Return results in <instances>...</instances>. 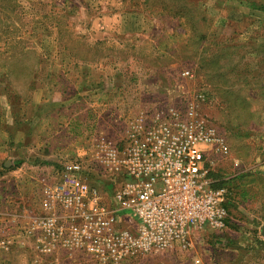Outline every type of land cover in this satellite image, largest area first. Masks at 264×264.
I'll return each mask as SVG.
<instances>
[{
  "label": "rangeland",
  "instance_id": "374dc122",
  "mask_svg": "<svg viewBox=\"0 0 264 264\" xmlns=\"http://www.w3.org/2000/svg\"><path fill=\"white\" fill-rule=\"evenodd\" d=\"M181 2L190 17L179 0L0 2V264H89L37 225L60 213L48 193L63 164L81 160L105 200L120 182L98 143L190 106L228 146H202L227 190L225 228L122 264H264V0Z\"/></svg>",
  "mask_w": 264,
  "mask_h": 264
},
{
  "label": "built area",
  "instance_id": "2783aa9c",
  "mask_svg": "<svg viewBox=\"0 0 264 264\" xmlns=\"http://www.w3.org/2000/svg\"><path fill=\"white\" fill-rule=\"evenodd\" d=\"M187 111L171 110L169 121L131 122L121 145L98 143L96 163L120 182L105 200L84 179L81 160L65 162L48 193L60 213L37 219L51 242L80 251L89 264H122L188 248L195 232L223 230L227 190L210 178L202 146L220 155L228 146L193 106Z\"/></svg>",
  "mask_w": 264,
  "mask_h": 264
},
{
  "label": "crops",
  "instance_id": "0c3cea01",
  "mask_svg": "<svg viewBox=\"0 0 264 264\" xmlns=\"http://www.w3.org/2000/svg\"><path fill=\"white\" fill-rule=\"evenodd\" d=\"M7 123V122H6ZM2 133H4V132H2ZM4 139H6V138H4L3 137V142H4ZM7 143V142H6ZM6 143L4 142L3 143V145H2V147L0 146V157L2 158L3 156H9V154H10V151L8 150V149H6ZM18 153V152H17ZM30 153H32V152H30ZM19 154V153H18ZM17 155V154H16ZM18 157V156H17ZM8 159L10 158V157H7ZM0 162H1V160H0ZM2 165H5V167L6 166H8V165H10L8 162H6V160H3L2 162ZM26 164V163H25ZM27 164H29V163H27ZM31 164V166L32 165H34V164H37V163H30ZM23 165V164H22ZM22 165H18V166H16V167H14V169L15 168H19L20 166H22ZM33 167H36V166H33Z\"/></svg>",
  "mask_w": 264,
  "mask_h": 264
},
{
  "label": "trees",
  "instance_id": "16d2710c",
  "mask_svg": "<svg viewBox=\"0 0 264 264\" xmlns=\"http://www.w3.org/2000/svg\"><path fill=\"white\" fill-rule=\"evenodd\" d=\"M2 0H0V2H1ZM182 0H179V16H183V17H190L189 16V14H188V12H187V7H186V5L185 4H183L182 2H181ZM216 186H220V184L219 185H217L216 184Z\"/></svg>",
  "mask_w": 264,
  "mask_h": 264
},
{
  "label": "water",
  "instance_id": "95a60500",
  "mask_svg": "<svg viewBox=\"0 0 264 264\" xmlns=\"http://www.w3.org/2000/svg\"><path fill=\"white\" fill-rule=\"evenodd\" d=\"M261 230H262V234H264V226L261 228Z\"/></svg>",
  "mask_w": 264,
  "mask_h": 264
}]
</instances>
